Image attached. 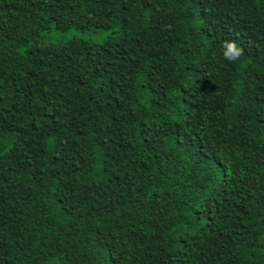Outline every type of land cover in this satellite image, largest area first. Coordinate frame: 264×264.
I'll list each match as a JSON object with an SVG mask.
<instances>
[{"label":"trees","instance_id":"trees-1","mask_svg":"<svg viewBox=\"0 0 264 264\" xmlns=\"http://www.w3.org/2000/svg\"><path fill=\"white\" fill-rule=\"evenodd\" d=\"M0 264H264V0H0Z\"/></svg>","mask_w":264,"mask_h":264},{"label":"rangeland","instance_id":"rangeland-1","mask_svg":"<svg viewBox=\"0 0 264 264\" xmlns=\"http://www.w3.org/2000/svg\"><path fill=\"white\" fill-rule=\"evenodd\" d=\"M108 30L104 29H85V30H80L76 28H68L65 31H55L53 30L50 34L49 37L45 38V40L48 41H57V40H62L65 38H68L73 35H77L80 37H90L93 40H100L107 34Z\"/></svg>","mask_w":264,"mask_h":264},{"label":"clouds","instance_id":"clouds-1","mask_svg":"<svg viewBox=\"0 0 264 264\" xmlns=\"http://www.w3.org/2000/svg\"><path fill=\"white\" fill-rule=\"evenodd\" d=\"M222 57L228 62H237L242 56V48L237 41L224 39L220 43Z\"/></svg>","mask_w":264,"mask_h":264}]
</instances>
